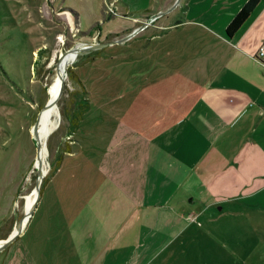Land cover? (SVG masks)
<instances>
[{
  "label": "rangeland",
  "instance_id": "1",
  "mask_svg": "<svg viewBox=\"0 0 264 264\" xmlns=\"http://www.w3.org/2000/svg\"><path fill=\"white\" fill-rule=\"evenodd\" d=\"M192 2L96 0L93 11L82 0H0V241L21 226L28 200L32 207L35 202L34 212L58 185L74 194L80 179L100 196L108 178L99 167L105 170L108 160L117 164L115 172L122 178L124 127L150 133L158 108L174 89L171 74L163 81L155 65V41L149 38L159 30L149 27L119 40L141 25L148 12L175 4L161 18L175 24L188 20ZM175 33L182 36L188 28ZM73 49L79 51L67 64L55 101L57 127L46 139V156L39 164L33 131L61 60ZM161 81L166 85H155ZM70 152L74 157H65ZM188 200L183 201L186 210L174 218L177 224L162 235L161 256L152 264H264V197L256 203L207 206ZM12 243L14 247L17 241ZM12 243L0 249V264Z\"/></svg>",
  "mask_w": 264,
  "mask_h": 264
},
{
  "label": "crops",
  "instance_id": "2",
  "mask_svg": "<svg viewBox=\"0 0 264 264\" xmlns=\"http://www.w3.org/2000/svg\"><path fill=\"white\" fill-rule=\"evenodd\" d=\"M82 1L93 10L96 0ZM192 1L188 20L159 18L141 30L161 32L149 41L174 90L149 136L124 127L122 178L108 160L99 167L108 178L100 196L83 179L74 194L58 185L1 264H152L186 198L207 206L264 197V65L255 59L264 47V0L232 37L225 28L247 0ZM183 27L188 33L176 35Z\"/></svg>",
  "mask_w": 264,
  "mask_h": 264
},
{
  "label": "bare ground",
  "instance_id": "3",
  "mask_svg": "<svg viewBox=\"0 0 264 264\" xmlns=\"http://www.w3.org/2000/svg\"><path fill=\"white\" fill-rule=\"evenodd\" d=\"M76 57V52L75 51H71L69 52L67 55H65L62 58V64H61V68L58 74V78L56 80V82L52 85L50 93H49V99L48 102L45 106V108L41 111L40 114V125L37 129V133H38V139H40L42 141L41 144V155L39 158V164H41V161H43L44 157L46 156L45 151V142L47 137L49 136V134L53 131V129H55L57 127V122L53 119L54 115H57V111L55 109V101L57 96L59 95L60 91H61V86L60 85V75L63 73V70L67 69V64L71 63ZM26 208L27 211L32 209V200H28L27 204H26ZM25 220L23 221V224L25 223ZM3 243L0 244V248L3 247Z\"/></svg>",
  "mask_w": 264,
  "mask_h": 264
},
{
  "label": "water",
  "instance_id": "4",
  "mask_svg": "<svg viewBox=\"0 0 264 264\" xmlns=\"http://www.w3.org/2000/svg\"><path fill=\"white\" fill-rule=\"evenodd\" d=\"M175 6H176V4L173 5L172 7L164 10V11L157 12L155 14V16H153L148 22H146L143 25L135 28L131 33H129L128 35H126L125 37L120 39L119 41L122 42V41L128 39L129 37L133 36L134 34L138 33L140 30H142L144 27H146L148 24H150L154 19L159 18L168 12H171L175 8ZM72 51H75L77 53L79 51V49H73ZM65 76H66V70H63V73L60 75V85L62 84ZM37 136H38V133H37V129L35 128V130L33 131V138L36 139L35 141H36V149H37V159L39 160L40 151H41L42 146H41L40 140L37 139L38 138ZM40 182H41V179L37 183V189L40 186ZM189 201H191V199H189ZM33 205H34L33 207H35V202L33 203ZM33 207H32V209H33ZM32 209L28 210L26 218H25L26 219L25 223L24 224H23V222L21 223V226L17 229V231L14 233V235H12L11 237H8L5 240L0 241V244H2V243L4 244L2 248H4L5 246H8L10 243H12L16 239L17 236H19L22 233V231L24 230V228L26 226V223H27L29 217H31V215L33 213Z\"/></svg>",
  "mask_w": 264,
  "mask_h": 264
},
{
  "label": "trees",
  "instance_id": "5",
  "mask_svg": "<svg viewBox=\"0 0 264 264\" xmlns=\"http://www.w3.org/2000/svg\"><path fill=\"white\" fill-rule=\"evenodd\" d=\"M260 0H247L242 7L233 16L230 22L225 28V34L228 37H232L237 30L241 27L244 21L248 18L250 13L256 7ZM77 123V122H76Z\"/></svg>",
  "mask_w": 264,
  "mask_h": 264
},
{
  "label": "built area",
  "instance_id": "6",
  "mask_svg": "<svg viewBox=\"0 0 264 264\" xmlns=\"http://www.w3.org/2000/svg\"><path fill=\"white\" fill-rule=\"evenodd\" d=\"M255 59L261 63L262 65H264V47L261 46L257 52V55L255 56Z\"/></svg>",
  "mask_w": 264,
  "mask_h": 264
},
{
  "label": "flooded vegetation",
  "instance_id": "7",
  "mask_svg": "<svg viewBox=\"0 0 264 264\" xmlns=\"http://www.w3.org/2000/svg\"><path fill=\"white\" fill-rule=\"evenodd\" d=\"M149 14H147L146 15V17H145V21H141V25H143L144 23H146V22H148L153 16H155V14L157 13H151V12H148ZM163 16V15H162ZM161 16V17H162ZM161 17H159V18H161ZM159 18H156V19H154L151 23H153V22H155V21H157ZM150 23V24H151ZM141 25H139V26H141ZM149 25V24H148ZM139 26H137V27H139ZM136 27V28H137ZM141 31V30H140ZM128 35V34H127Z\"/></svg>",
  "mask_w": 264,
  "mask_h": 264
}]
</instances>
